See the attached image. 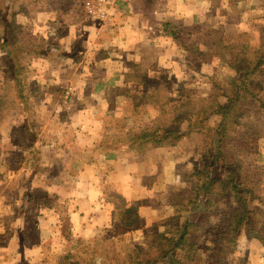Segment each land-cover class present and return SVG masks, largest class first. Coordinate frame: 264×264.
<instances>
[{
	"label": "crops",
	"instance_id": "obj_1",
	"mask_svg": "<svg viewBox=\"0 0 264 264\" xmlns=\"http://www.w3.org/2000/svg\"><path fill=\"white\" fill-rule=\"evenodd\" d=\"M44 1L49 6L57 3L60 8L56 11L48 7L35 14L29 12L35 17V24L29 20V35L40 38L46 48L44 55L30 56L28 62L29 82L36 84V89L43 91L46 98L38 108V114L42 115L32 121L35 137L30 144V153L34 149L41 151L34 166L43 171L39 175L42 185L33 179L29 180L27 189L14 184L13 192L23 194V202L16 200L13 210H7L4 203L0 208V264H44L48 253L43 246L46 243L43 232L49 223L48 216L56 209L60 211L57 218H61H55L56 223L61 225L65 217L68 221L64 223H69L74 233L82 238L101 233V217L111 223L110 210L104 206L109 203L113 191L127 201L138 203L140 210L149 213L155 206L153 198L166 204L174 179L184 177L190 170L191 160L197 156L200 146L199 136L192 135L175 147L150 149L145 155H136L126 149L101 148L110 123L112 136L124 137L129 129L144 127L160 116L157 108L144 104L142 96L146 87L135 74L144 67L147 54L156 46L153 47L154 41L140 35L135 16L131 18L132 25L130 20L122 22L118 30L120 35L105 38L104 42L102 32L87 28L85 21L70 17L69 4L79 0ZM66 19L74 23L65 25ZM160 62L162 67L166 66L163 50L158 66ZM167 64L173 68L171 62ZM190 75V72H183L176 82L183 83ZM60 99L66 105L76 99L79 102L75 108H68L64 121L56 123V131L52 120ZM102 118H107L109 123ZM14 144L22 149L21 143ZM55 156L62 167L53 163ZM54 177L56 182L62 178L61 183L51 181ZM5 191L8 192L4 189L2 194ZM54 196L59 199L56 209L50 198ZM22 209L35 213L31 232L23 227L26 220L20 217ZM166 221L153 225H164ZM143 223L146 225L148 221ZM107 226L112 229L111 225ZM52 255L58 257L59 253Z\"/></svg>",
	"mask_w": 264,
	"mask_h": 264
},
{
	"label": "rangeland",
	"instance_id": "obj_2",
	"mask_svg": "<svg viewBox=\"0 0 264 264\" xmlns=\"http://www.w3.org/2000/svg\"><path fill=\"white\" fill-rule=\"evenodd\" d=\"M98 1L79 0L76 3H70L68 6L70 17L85 21L87 28H94L95 31L102 32L105 42V38L120 35L118 30H120L122 22L130 20V25H132L131 18L135 16L134 19L139 24L140 35L154 41L153 47L156 46L147 54L144 67L135 72L136 78L141 82V85L144 81L143 85L147 88L165 89L166 94L170 97L178 96L179 85L186 82L189 89L196 91L201 97L205 98L210 94L212 87L210 79L212 77L225 83L236 76L234 70L224 60L213 55L210 51V48L217 50V48L213 49V46H217L222 40L231 39V36H237L239 32L244 31L242 35H245V39L250 40L253 46L264 44V0H246L245 2H239L238 0H122L120 4H118L120 0H113V14L111 13L110 18L107 20L104 18L94 19L87 9L88 3L96 4ZM5 3L10 4V7L8 6V9H6L8 11L7 18L14 21L16 26H20L18 28L19 32H25V36L21 37V42L25 44L30 40L28 31L30 23L35 24V17L32 16L30 20L29 12L35 14L38 10L43 11L48 7H52L56 11L60 8L57 3L49 6L50 4L47 1L38 2L33 6L29 5L30 0H5ZM1 6L0 0V8ZM64 11L66 12V10ZM245 18L251 23V28L241 29L242 20ZM168 22H172L173 25L171 32L175 30L180 32L178 36L171 37V39L164 35V25ZM72 23L74 21L68 19L64 24L70 25ZM85 37H87V33ZM32 39L40 38L33 37ZM162 50L166 66L162 67L160 62L161 68L160 65L158 66V60ZM3 58H5V54L0 50V97L3 94L7 95L6 101L9 103L14 98L15 92L6 87L7 69L1 67ZM167 62H171L173 68ZM183 72H190L191 75L187 77L186 81L178 84L176 82L178 81L177 77L182 75ZM30 87L31 91L28 94L31 110L35 112L31 118L28 116V119H26L23 114L15 112L16 106L11 104L3 106L2 110L5 111L2 114L0 113V116H2V121L0 119V202L2 203L0 208L3 207L4 203L7 205V210H13L16 200L19 199L23 202L21 196L23 194L19 195V193L13 192L12 186L14 184L22 189H27L29 180L33 179L36 184L42 185L39 175L43 171L36 169L34 166L36 153H30L28 132L21 129L17 134L18 138H12L13 129L16 126L19 128L27 126L26 122L28 120L32 124L36 117L42 115L38 114V108L46 100L43 95L44 92L38 91L34 83ZM174 92H177V95ZM171 100L175 99L171 98ZM57 101H59L56 102L59 105L54 108L56 116L52 120V125H55L53 130L56 131V123L64 121V115L68 108H75L79 100L76 99L68 105L63 104L61 99ZM89 101L93 103L90 98ZM102 119L109 123L107 118ZM89 121H92V119L89 118ZM214 123L215 120L211 122V125H214ZM110 124L108 136L106 137L110 143L109 145H112V123ZM246 130L256 135L253 138L248 134L242 135L239 155L252 169L251 175L253 178L261 180V186L264 189V117L254 116L247 120ZM18 141L22 144V149L15 147L14 142ZM201 148L202 142L200 139L197 156L191 160L188 172L196 168L197 161L200 160ZM53 163L56 164V167H62V162L57 160L56 156L53 158ZM61 179L59 178L56 182L54 177L51 181L60 184ZM183 181L184 177L174 179V187L168 194L166 204L158 201L157 198H153L152 202L155 206L150 213L140 210L138 203L127 201L124 198V201L119 199L120 196L113 193L116 191L112 190L109 203L107 202L104 206L107 211L110 210L111 223H107L106 218L103 220V217H101L99 223L101 233L95 232L91 237L79 238L78 234L74 233L73 227L71 228L69 223H64L68 221L65 217L61 225L57 224L55 218L60 214V211L56 209L59 208V199L56 196L50 197L56 210L54 214L48 216L49 223L43 232L46 242L43 246L48 253L43 263L66 264L62 256L69 252L76 255L71 263L115 264L116 261L123 262L127 260L128 256L136 250L147 247L151 236L161 230L173 218L175 207L171 200V192L180 188ZM4 189H7L8 192L5 191V194H2ZM41 196L40 194L38 201H40ZM133 208L138 210V216L134 219V227H124L120 224V221L116 220L117 218H113V216H119V214L121 215L126 210ZM197 210L199 211L200 207ZM19 214L22 219L26 220L23 227H27L28 231L31 232L34 228V221L32 220L35 213L28 211V209H22ZM131 218L132 216L128 217L129 222L132 220ZM218 218L221 221V218ZM57 219L60 220L61 218ZM144 220L148 221L146 225L143 223ZM165 220H167L166 223H162L164 225H153ZM255 222V219L250 221L249 227L241 235L240 242L233 255L235 264H264V242L253 239L250 231L255 226ZM107 224L111 225V230ZM209 230H212V228L210 227ZM103 231H111V233L110 235L102 234ZM261 231L264 235V228ZM55 252L59 253L58 257L52 255Z\"/></svg>",
	"mask_w": 264,
	"mask_h": 264
},
{
	"label": "trees",
	"instance_id": "obj_3",
	"mask_svg": "<svg viewBox=\"0 0 264 264\" xmlns=\"http://www.w3.org/2000/svg\"><path fill=\"white\" fill-rule=\"evenodd\" d=\"M42 1L36 0L34 4ZM1 3L0 50L5 54L1 67L7 69V89L15 93L14 98L10 96L9 103L7 95L0 97V113L5 111L3 106L11 104L16 106L15 112L28 119L35 114L28 94L32 85L28 62L30 56L44 55L46 48L41 39H32L30 35L26 44L21 42L25 32H19L20 26L7 18L6 9L10 4L5 0ZM34 4L30 0L29 5ZM245 27L251 28L246 18L242 20L241 29ZM172 28V22L164 25V35L168 39L180 33L171 32ZM242 32L213 46L217 50L210 48L213 55L234 70L236 76L232 80L222 83L212 77L210 94L205 98L189 89L186 82L179 85L175 100L170 99L165 89L146 87L142 99L145 105L158 109V119L144 127L129 129L124 137L112 136V145L107 137L104 146L102 144L104 149H126L136 155H145L150 149L175 147L192 135L199 136L202 142L196 168L187 172L183 185L171 192L175 207L173 218L151 236L147 247L115 264H235L234 251L254 219L256 224L250 229L252 238L264 242L261 231L264 228V189L261 180L253 178L252 169L239 155L242 135L252 138L256 135L246 130L247 120L254 116L264 117V44L253 46ZM0 119L2 121V116ZM26 125L16 126L12 138H18L19 131L25 129L30 148L35 133L29 120ZM31 153H36L37 163L41 151L34 149ZM137 216L138 210L133 208L113 218L124 227H134ZM62 258L66 264H81L71 263L76 255L70 252Z\"/></svg>",
	"mask_w": 264,
	"mask_h": 264
},
{
	"label": "built area",
	"instance_id": "obj_4",
	"mask_svg": "<svg viewBox=\"0 0 264 264\" xmlns=\"http://www.w3.org/2000/svg\"><path fill=\"white\" fill-rule=\"evenodd\" d=\"M88 11L94 19L104 18L109 19L111 13L113 14L114 2L113 0H99L96 4L88 3Z\"/></svg>",
	"mask_w": 264,
	"mask_h": 264
}]
</instances>
